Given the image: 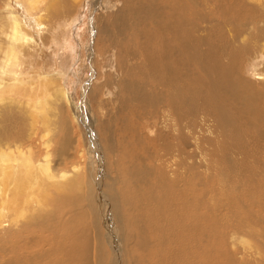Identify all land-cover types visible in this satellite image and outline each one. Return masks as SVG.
Returning <instances> with one entry per match:
<instances>
[{"label":"bare ground","instance_id":"1","mask_svg":"<svg viewBox=\"0 0 264 264\" xmlns=\"http://www.w3.org/2000/svg\"><path fill=\"white\" fill-rule=\"evenodd\" d=\"M78 3L0 0V264H106L104 238L115 264H264V0H104L116 8L107 24L87 15L90 41L65 30ZM69 40L89 69L83 103L110 86L95 111L127 106L118 134L111 111L96 115L105 154L94 159L64 114L79 106ZM105 58L129 77L139 69L137 82L107 71L90 89ZM72 155L80 164L58 167ZM113 220L122 244L101 231Z\"/></svg>","mask_w":264,"mask_h":264},{"label":"rangeland","instance_id":"2","mask_svg":"<svg viewBox=\"0 0 264 264\" xmlns=\"http://www.w3.org/2000/svg\"><path fill=\"white\" fill-rule=\"evenodd\" d=\"M77 2H79L78 3V5L77 6H75V8H73L74 9V12H75V14H74V16H72L67 22H66V24L67 25H65L64 24V26L66 27H64L65 28V30L72 24V27L75 25V27H80V28H82V29H79V32L80 33H82L84 36H87V33H88V30L90 29V27H89V25H88V23H87V21H85V20H87L88 19V16L87 15H89V13H91V14H93V17H97L98 19H101V20H103L102 22H104V23H108V19H107V15L108 14H111V12H112V10H113V8H116V5H117V3H114V4H105L104 3V0H83V2H82V0H76ZM103 1V2H102ZM82 2V3H81ZM85 2V3H84ZM96 2V3H95ZM99 2V3H98ZM104 3V4H103ZM83 5H84V7H83ZM89 5V6H88ZM91 5V6H90ZM109 5V6H108ZM115 5V6H114ZM119 5H121V1H120V3H118V5H117V7H119ZM79 6V7H78ZM82 6V7H81ZM86 7V8H85ZM91 7H92V9H91ZM98 7H100V8H98ZM107 7V8H106ZM110 7V8H109ZM109 9V10H108ZM110 9H111V11H110ZM104 11H106V12H104ZM109 11V12H108ZM104 12V13H103ZM85 13V14H84ZM101 13V14H100ZM77 14V15H76ZM98 14V15H97ZM104 14H106V16H105V18H103V15ZM96 15V16H95ZM79 17V18H78ZM78 18V19H77ZM81 18V19H80ZM72 19V20H71ZM78 21H77V20ZM80 19V20H79ZM104 19H105V21H104ZM72 21V22H71ZM75 21V23H73ZM85 21V22H84ZM84 23H85V26H84ZM95 26L97 27V25H96V21H95ZM63 28V26H62V30L64 29ZM77 29V30H78ZM63 32V31H62ZM68 37H70V36H68ZM77 38V37H76ZM88 36L86 37V39H85V41H87V40H89L90 41V39L88 38ZM77 40H78V38H77ZM70 41V40H69ZM70 44H71V46H72V48L70 47V46H67L68 48H69V53L71 54H69V53H67L66 54V56H65V61H64V63H66L67 64V60H69V58H72V60L70 61V63H68V65L67 66H69L70 65V68H69V71H71V74L70 75H68V78L69 77H71L69 80L72 82H70V88H71V90H72V92L74 93L73 94V96H72V100H73V103L76 105V106H78L77 108H76V110H75V112L72 110V109H69V110H67V109H64V110H67V111H65V115L67 116V121H68V124H69V126H70V129L72 128L73 130H71V133H72V135H73V138L75 139V144H74V146L75 147H79L78 149H82L83 150V152H84V155H86V160L88 159V156H89V154L92 152V157H93V159L97 156V153L100 151V153L101 154H105V150H104V147H103V145H102V141H101V136H100V133H99V131L97 130V128L99 127V126H97L96 125V123L98 124V118H97V116L96 115H98V114H102L103 115V113H105L106 112V110H107V113L109 112V111H111V116H115L114 118H112L113 120H112V124H114V123H116L117 124V126H116V134H118L119 133V129L117 130V127L118 128H120V124L121 123H119V120H120V117H118V116H120V115H122L124 112H126L127 111V106H122V103H121V107L119 106H117V108L118 109H113V108H109L110 106H105V107H103L104 108V112L102 113V111H99V109H97V111H95V107H96V101H94L95 99V97L98 95V98H96V100H99V98H103V96L105 95V98H107L108 96H109V91H113V89H111L112 87H110V86H108V87H105V88H103V89H101V90H98V91H96L95 92V94L94 95H92L91 96V101H89V102H87V103H83V101H84V99H83V97H82V94H83V88H84V86H85V82H86V80H87V76H88V78L90 77L89 75V69L87 68V67H85L84 66V63H77V64H75L74 65V57H76V54L75 53H72L73 51H74V47H77L76 49L78 50V51H80V47L78 46L79 44L78 43H76V45H74V47H73V43L70 41ZM92 44V43H91ZM45 47H47L48 48V46H45ZM96 48V47H95ZM133 49H134V51H137V52H139L140 53V50H138V46H133L132 47ZM73 51H72V50ZM112 51H113V53H112ZM136 52V53H137ZM108 54V56H114L115 55V50L114 49H109V51L107 52ZM139 53H137V57L135 58V59H132V60H130V59H128V61H132V62H134V63H136V62H138V61H140L141 62V58H138V56L140 57V54ZM111 54V55H110ZM107 56V57H108ZM110 59H112V62H113V64H114V67L113 68H111L110 70L109 69H107L106 68V65H107V58H105V59H103V60H100V65H101V69L99 70V75H97L96 73H97V68H98V66H99V64H97L96 65V67H94V66H91V64L88 66L89 68H94V70H96V72H95V76H93V77H91L90 79L91 80H89L90 81V89H92L93 90V88H94V86H95V84L97 83V82H102V80L105 78V76L106 75H108L107 74V71L108 72H110V76L109 77H112L113 76V74H115V75H117L118 77H119V80H124L125 79V81H127V80H133L134 81V83L135 82H137V76H138V73L141 71V69H142V65H141V63H139V67H141V68H139L140 69V71H139V69H138V71L136 72V73H133L132 75H131V77H129V75H124L123 74V72H121V71H123L124 69H126L125 68V65L123 64V68L124 69H120L119 67H116L117 65H118V62H117V64H116V62H115V59L113 60V58H110ZM137 59H140V60H137ZM115 62V63H114ZM98 63V62H97ZM86 64V63H85ZM104 64V65H103ZM126 66H127V64H126ZM83 67V68H82ZM78 68H81L82 70L80 71V70H77V71H74V69H78ZM118 68V69H117ZM112 70H114V71H112ZM115 70L117 71V72H115ZM120 71V72H119ZM93 72V71H92ZM91 72V73H92ZM135 74H136V76H135ZM79 75V76H78ZM112 75V76H111ZM122 76V77H121ZM73 78H75V79H73ZM76 78H77V80H76ZM81 79V80H80ZM74 80V81H73ZM111 86H114V87H116V88H118V85H117V83L115 82V83H113ZM119 89V88H118ZM118 92H121L120 90H118ZM84 95V94H83ZM123 95V94H122ZM119 97H121V95H115V96H113L112 98H119ZM123 97V96H122ZM112 98H110V99H112ZM94 99V100H93ZM139 106V105H138ZM98 107V106H97ZM126 107V108H125ZM135 107L134 106H131V107H129V110H133ZM112 109V110H111ZM119 109H121V110H119ZM147 109H149V107H147ZM120 113H119V112ZM68 113L70 114V115H68ZM71 113H74L75 114V116L73 117L72 116V120H73V122L71 123L70 121V117L69 116H71ZM89 113L91 114V115H89ZM102 115H101V117H102ZM107 115V114H106ZM105 115V116H106ZM130 115L131 114H127V118H130ZM77 116V117H76ZM89 116H92V119H93V124H95L94 125V127L93 126H89L88 124H86V122L87 121H90V117ZM111 117L109 116V115H107L106 116V121L110 124V122H109V120H111L110 119ZM81 119V120H80ZM95 120H96V122H95ZM129 120V119H128ZM82 121V122H81ZM86 121V122H85ZM79 125H78V124ZM72 124V125H71ZM86 127H88V128H86ZM89 127H93V131H94V133H92V132H90V130H89ZM114 127V126H113ZM86 128V129H85ZM88 129V130H87ZM87 131H89L88 133L90 134V136L87 134ZM75 133V134H74ZM126 133V134H125ZM125 133H123L122 132V134H123V139H124V141L126 140V142H127V140H128V144H126L125 142H124V145L125 146H127V147H131V148H129V149H131V150H134L135 149V142L133 143V142H130V141H134V139H132L131 138V133L130 132H125ZM91 134H93V138H94V140H96L97 142H95V144L96 145H99V149L96 147V145H95V147H93V148H89V142L90 141H92L93 139H92V135ZM96 134V135H95ZM124 135H126V137L124 136ZM120 136V135H119ZM78 137V138H77ZM90 140H89V139ZM127 138H129V139H127ZM77 141H79V142H77ZM87 141V142H86ZM78 143V144H77ZM132 143H133V145H132ZM132 145V146H130V145ZM78 145V146H77ZM133 147V148H132ZM137 147V146H136ZM136 150L138 151V148H136ZM95 151H97L96 153H94ZM140 151V150H139ZM94 154H95V157H94ZM106 156V155H105ZM68 157V159H67V163H62V164H60L58 167L59 168H61L62 170H66V169H68V168H70V164H73L74 163V161L76 160L77 162H75V163H79L78 162V157H80V156H78L77 155V157H75V155H72L71 156V158H69V156H67ZM112 158H110L109 157V161L111 160ZM90 160V159H89ZM94 161V160H93ZM217 161V160H216ZM66 162V161H65ZM95 162V161H94ZM119 162V163H118ZM74 163V164H75ZM96 163V162H95ZM117 163V164H116ZM115 163V165L116 166H118V168H119V170H121L122 168L124 169L125 167H126V160L124 161V160H122V159H119V160H117V162ZM124 163V164H123ZM210 163H211V165H210V169H208L210 172H213V173H216V169H217V167H216V165H217V163L215 162V163H213L212 161H210ZM80 164V163H79ZM213 165H215V166H213ZM255 166V167H254ZM257 168V165H255V163H251L250 165H249V169L250 168ZM137 174H139V173H137ZM119 175L122 177V176H124V182H123V185H125L127 182H128V174H124V175H122V173H119ZM113 176L117 179V175H116V173L115 174H113ZM214 178L216 179L217 177L216 176H214ZM109 179V177H105V179H104V181L105 180H108ZM217 179H219V178H217ZM214 182H216V180L214 181ZM231 182V181H230ZM231 183H229L228 185H230ZM106 188V187H105ZM229 188V189H228ZM222 189H225V187L223 186L222 187ZM221 189V190H222ZM226 189H228V190H231L230 189V186H228V187H226ZM106 190V189H105ZM157 190V189H156ZM158 195L159 196H161V197H157L156 198V196H155V199L158 201H161L162 199H164V195L165 194H160V192L158 193ZM217 197H218V195H217ZM163 201V200H162ZM168 207H172V205H171V203L168 205ZM160 208H162V207H160ZM108 216V215H107ZM114 218H115V216H114ZM159 220V222L160 223H162V224H165L166 223V220L165 219H158ZM164 220V221H163ZM114 222H113V225L112 226H110L109 225V223H108V221H106V223H107V225H108V228L109 229H107V230H104V227H103V225H102V233H104V235H106V238L107 239H110V241H111V238H113L111 235H109V233L110 234H113V236L115 235V239H116V241L118 242V243H121L122 244V235H123V232L118 228V222L117 221H115V220H113ZM115 223V224H114ZM117 223V224H116ZM127 229H129V228H127ZM111 231V232H110ZM116 231V233H114ZM122 232V233H121ZM118 235V236H117ZM122 240V241H121ZM103 251H102V254L100 255V259L103 261V262H105L106 264H115L116 263V260H115V253L114 252H111V248L109 249V247H108V245H107V243H106V240H105V238L103 239ZM161 244V245H160ZM163 244V245H162ZM157 246H155V248L154 249H158L159 251L160 250H166L167 248L166 247H169L168 245H164V243H158L157 242V244H156ZM172 245V244H171ZM170 245V246H171ZM148 246H149V243H148ZM145 247V246H144ZM150 247V246H149ZM163 247V248H162ZM146 248V247H145ZM153 248V247H152ZM159 248H161V249H159ZM123 251H121V254H122V256H123V258H124V252L122 253ZM105 254V255H104ZM110 257H113V258H111V261H110ZM113 261V262H112ZM115 262V263H114ZM123 264H125L124 263V260H123Z\"/></svg>","mask_w":264,"mask_h":264}]
</instances>
